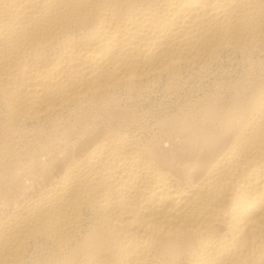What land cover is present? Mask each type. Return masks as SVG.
<instances>
[{"label":"bare ground","instance_id":"bare-ground-1","mask_svg":"<svg viewBox=\"0 0 264 264\" xmlns=\"http://www.w3.org/2000/svg\"><path fill=\"white\" fill-rule=\"evenodd\" d=\"M0 264H264V0H0Z\"/></svg>","mask_w":264,"mask_h":264}]
</instances>
